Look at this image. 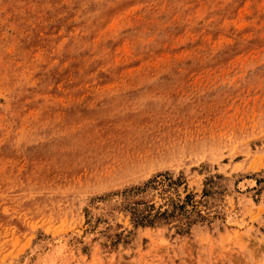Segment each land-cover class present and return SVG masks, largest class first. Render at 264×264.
<instances>
[{"label": "rangeland", "instance_id": "obj_1", "mask_svg": "<svg viewBox=\"0 0 264 264\" xmlns=\"http://www.w3.org/2000/svg\"><path fill=\"white\" fill-rule=\"evenodd\" d=\"M0 264H264V0H0Z\"/></svg>", "mask_w": 264, "mask_h": 264}]
</instances>
